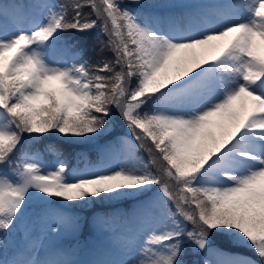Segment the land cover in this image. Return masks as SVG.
Instances as JSON below:
<instances>
[{
	"label": "snow or ice",
	"instance_id": "1",
	"mask_svg": "<svg viewBox=\"0 0 264 264\" xmlns=\"http://www.w3.org/2000/svg\"><path fill=\"white\" fill-rule=\"evenodd\" d=\"M15 6L8 24L0 3V264H264V0ZM98 26L93 61L72 34ZM53 133L123 158L70 172L55 145L33 150ZM113 202L129 207L93 210Z\"/></svg>",
	"mask_w": 264,
	"mask_h": 264
},
{
	"label": "trees",
	"instance_id": "2",
	"mask_svg": "<svg viewBox=\"0 0 264 264\" xmlns=\"http://www.w3.org/2000/svg\"><path fill=\"white\" fill-rule=\"evenodd\" d=\"M85 11H88V10L86 9ZM99 32H100V27L98 26L97 28L92 29L89 32L84 33V34H79V33H73L72 34V37L79 42L80 46L85 49V51L92 58L93 61H95L98 58V55L100 54L102 42L107 40V36H105V35H101L99 37V39H97V33H99ZM102 55L104 57H110L111 56L110 49L104 48ZM126 131L127 130L125 128H123L122 125L117 124L116 130L113 133V136L116 135L117 133H122V132H126ZM37 139H39V138H37ZM100 140H103V139H100ZM96 142L97 141H93V142H90L88 144L70 145L62 137L53 133L51 136H45L42 140H39L38 144L33 145V149H36V148L44 149V146L46 144L55 145L57 148H59L62 151V153H63L62 157L64 158L68 154H71V156L73 157L75 155L74 151L76 150V148H78V146H81V147L86 148V151L89 154L93 155V154H95L94 153L95 152L94 144ZM49 153H51L52 155L54 154L52 152H47L46 154L49 155ZM142 153L144 155V158L146 160H148L149 155H148L146 148L142 149ZM108 205L109 204H107V203H105V204L97 203L96 205L93 206V209L95 207H104V206L106 207ZM87 214H89V213H87Z\"/></svg>",
	"mask_w": 264,
	"mask_h": 264
},
{
	"label": "rangeland",
	"instance_id": "3",
	"mask_svg": "<svg viewBox=\"0 0 264 264\" xmlns=\"http://www.w3.org/2000/svg\"><path fill=\"white\" fill-rule=\"evenodd\" d=\"M19 2H21V0H18V1L17 0H0V3H4V4L8 5L7 14H8V16L12 22L15 19L19 18V14H20L21 10L15 6ZM37 2H40V0H33V3H37ZM203 2H211V0H203ZM2 23H5V21H3ZM102 153H103V157H101V160H98L93 165H91V164L87 165V162H85V161H86V159H88L89 155L84 154L85 155L84 163H86V166H84V165L83 166H76V167L73 166V168H70L69 171L71 172L72 170H75V169H82V170L83 169H93V170L107 169V168L113 167L118 162V159L123 158L122 153L120 154L119 152H117L116 154H113L112 152H108V151H105L103 149ZM138 155L143 156V158H144V155L142 153V149L139 151ZM42 158H43V161L47 164V163H51L56 157H53L54 159H46L45 157H42ZM91 159L89 161H93ZM144 160L147 161L145 158H144ZM153 170L155 171V167L153 168ZM162 179L169 184L170 191L173 192V194L175 195L177 193V190H178L175 183L172 181H168L167 178L163 177V176H162ZM172 207L174 208L175 205L173 204ZM119 209L124 210L123 208H119ZM98 211H100V210H98ZM116 227L118 229L119 225H117ZM83 237H88L87 240L94 243L93 246L99 245V243L95 241L94 236H89V235L84 236L83 235L80 237V239H82ZM68 238H70V240H71V244L69 246L73 245L75 243V241L72 239V233L71 232H66L63 240H66ZM99 240L102 242L101 238ZM84 241L85 240H81V242H84Z\"/></svg>",
	"mask_w": 264,
	"mask_h": 264
}]
</instances>
